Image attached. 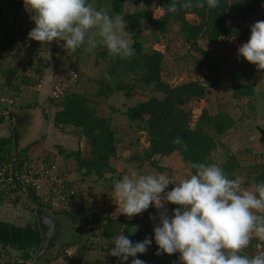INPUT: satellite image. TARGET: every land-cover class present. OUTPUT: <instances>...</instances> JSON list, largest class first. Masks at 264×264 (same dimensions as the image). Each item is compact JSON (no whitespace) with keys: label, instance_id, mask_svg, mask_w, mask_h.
<instances>
[{"label":"trees","instance_id":"trees-1","mask_svg":"<svg viewBox=\"0 0 264 264\" xmlns=\"http://www.w3.org/2000/svg\"><path fill=\"white\" fill-rule=\"evenodd\" d=\"M106 1L101 0L100 5ZM133 1L135 2V0ZM89 2L93 3V6L96 3L94 0H89ZM109 2L115 4L118 0H109ZM171 2L172 0H164L162 2V15L158 18H155L150 10L135 13L128 17V33L132 37V44L130 45L134 49L132 57L125 58V60L120 59V57H110L107 50L97 55V58H102L111 64L107 73L109 78H112L122 69L125 74L135 77L133 84L118 83L109 85L108 83L107 85V83L101 81L98 83V89L95 93V98L100 102L112 97L117 92L122 93L125 98H132L138 95L137 90H148L149 92L162 95V97L150 96L145 101L136 102L125 111L118 110V113L124 117L129 127L136 126L138 132L145 133L147 136L149 146L144 151L143 158L139 157V160L141 162H150L159 174H164L168 178L171 177V171L161 167L160 163L156 161L158 160L157 157L162 159L178 153L181 161L190 169L191 173L193 170L189 167L190 161L215 164L212 155L219 146L215 136L224 135L234 124L230 115L220 112L215 116H211L205 108L195 126L192 127L191 125L190 112L186 111L187 105L192 101L205 99L211 90L217 87L221 79L218 64L211 61V53L201 49L198 42L205 40L210 44H220L226 47L233 38L240 41L246 38L249 35V31L243 27L248 22V19L262 7L264 0H220V4L216 9H208L207 7L187 10L179 9L174 14H170L166 10ZM97 8L100 9V7ZM120 8L112 7L113 12L111 11V15L120 14ZM189 16L195 17L196 21L192 23L188 21ZM143 21H146L152 27L154 35L157 36L155 37L157 45L161 44L160 40L168 35L169 28L172 25H178L179 32L184 37L186 45L202 57L201 60L197 61V64L200 67H206L207 74L204 80L192 81L175 87L164 83L161 78L164 53L145 47L142 42L143 33L140 29ZM0 26L6 33L3 36L5 43L0 53L7 52L15 44H13V41L15 42L18 35L21 36L24 42L25 25L20 26L21 30H19V33L16 32L15 36L12 35L5 21H0ZM57 50L60 54H65L66 51L63 45ZM0 77L4 79L7 88L15 91L16 94L20 93L21 86L29 85L24 80L17 82V71L5 67L1 63ZM252 90L251 87H245L241 84V77L234 79V97H246L252 94ZM58 103H61L62 111L54 117L55 128L64 135L72 132L74 137L85 140L91 150L90 159H86L84 155L82 156L81 150L68 156L74 158L78 165L79 173H82L87 178H95L94 183L107 182L108 179H106L105 175H115L117 172L112 165V161L118 158L117 145L120 143L118 133L115 129L113 130L112 121L100 117L95 109L88 106L90 101L85 95L68 91ZM12 106L9 108H12V110L18 109L14 107V104ZM5 110L9 112V109ZM176 137H179L182 143L187 145L186 150H183L181 145L173 143ZM12 150L16 151L11 147ZM6 155L2 159L3 161ZM49 162L52 161L49 160ZM220 167L229 178L238 177L237 172L241 169L236 157L231 155L226 156ZM251 169L258 173L255 183L264 182V165H256L251 167ZM120 177L118 176L108 181L111 184V189L114 181ZM245 183L246 185H252L250 178L246 179ZM71 186L77 194V190L72 183ZM29 198L40 209L41 207H51L38 202V197L34 194H30ZM174 207V205H171L169 215H171ZM116 216L115 211H113L109 215L108 222L105 225H99L98 244H105V241L111 242L119 226H123L125 235L133 242L142 241L146 232L149 233V238L152 237L153 228L147 231L140 230L131 233L130 224L123 222V220L120 222V219L115 218ZM252 241L260 240L253 238ZM245 250L244 253L246 254ZM1 252L8 254L6 251ZM155 252L156 245L153 242L147 253L138 256V258L145 262L153 260L157 264H178L177 254L172 256L161 254L157 256L154 254ZM28 256L29 253H26L25 257ZM63 257L66 258L68 264L74 262L67 254L63 255ZM130 262L131 258L127 264H130Z\"/></svg>","mask_w":264,"mask_h":264},{"label":"clouds","instance_id":"clouds-1","mask_svg":"<svg viewBox=\"0 0 264 264\" xmlns=\"http://www.w3.org/2000/svg\"><path fill=\"white\" fill-rule=\"evenodd\" d=\"M34 27L28 39L42 46L61 41L63 48L75 52L103 46L110 57L134 55L124 39L127 27L122 16H109L89 0H24ZM220 0H172L170 14L179 9H216ZM239 57L264 70V20L250 28L247 42L237 50ZM174 144L187 149L179 137ZM193 170L187 178L173 184L164 174H142L133 170L113 183V196L120 214L128 218L153 207L160 211L152 237L133 242L123 229L111 241L108 255L118 264H145L139 259L154 242L155 255L179 254L180 264H264V252L244 253L252 237L264 241V182L244 188L239 177L229 178L214 164L189 162ZM169 184L174 186L170 191ZM174 205L171 215L165 205ZM131 233L138 229L131 228Z\"/></svg>","mask_w":264,"mask_h":264},{"label":"crops","instance_id":"crops-1","mask_svg":"<svg viewBox=\"0 0 264 264\" xmlns=\"http://www.w3.org/2000/svg\"><path fill=\"white\" fill-rule=\"evenodd\" d=\"M100 2L101 0L98 3L96 2L97 4H95L94 7H107L105 3L100 5ZM8 3L9 2L6 3V7H9V5H7ZM119 3H113L112 7H122L123 4L121 3V5H119ZM105 11L110 17L112 16V8L110 10L106 9ZM260 20H264V2L262 7H260L257 12L248 19V22L243 28H247L250 35L251 26ZM249 35L241 41L236 38L231 39L226 47L219 44H214L218 48V53L220 52L221 54H226V57L223 59L224 62H222L219 57L217 61H215V63H217L220 68L221 79L217 87L214 89L217 91L218 96H220L221 101L226 104L222 106L218 113H226L230 115L234 121L231 129L228 130L224 135L219 136V138H223V142L225 144L224 148L230 152L231 156H235V152H237L239 149H244L245 152L253 154H256L257 150L259 152V158H264V70H257L254 65L247 63L237 54L238 48L243 43L247 42ZM129 38L132 37L129 36ZM32 43L35 47L37 46L38 49H42L44 51L47 50L46 45L42 46L39 42L32 40L28 47L25 46L26 44H22L26 48L34 50L32 48ZM56 52L59 53L57 49ZM33 58L36 61L42 60V58H44V52L34 51ZM48 64L53 65L52 69H54L56 66L54 62H50ZM29 67L32 66L29 65ZM14 70L17 71V77H19L21 75L19 69ZM50 70L51 69L47 71L44 70L43 73L45 75L43 78L40 77V79H38L39 82L36 81L37 83L34 85H32L30 80L27 81L26 79L19 77L17 82H22L24 80L28 82L29 85L21 86L19 94H16L15 91L8 89L6 91L7 93L1 96L10 97L13 100L14 107H17L18 109L12 110V108H8L0 104V164L2 163L4 156L8 154L9 151H11V147L18 151L22 158L26 157L29 160L34 158L39 160L46 159L56 163L60 170L68 175L69 181L72 183V185L78 189H76L77 198H75L74 204L72 205L71 210L68 212L58 208L52 209L51 207H41V209L51 212L62 222L61 225H63V229H60L59 233L57 232L58 234L56 238L61 239L62 234L68 231L76 232L77 230V232H82L83 236L86 238L89 236V242L87 245H83L82 241L81 244L75 245L74 243L69 246L70 248L67 249L68 252H64L74 260V256H77L78 253L81 252V249H83V252L85 253V247H91L93 249L96 245H100V252L105 254L104 259L107 260V250L104 246V243L102 245L98 244V228L100 224L105 225L106 222H108L109 215H111L113 211H115V214L117 215L115 218L120 219V222L122 220L123 222H127L130 224L131 228L136 227L138 229L136 232L140 230L146 231L145 228L147 227L144 225V221H141L142 217H139V215L128 218L119 213L121 209L116 203L113 202V205H111L110 198L112 197H110V194H113L112 190L111 193L108 192V190H104L102 195H98L97 197L94 195L92 196L91 191L94 189L92 184L95 185V183L90 181L92 184H88L90 187L89 191L84 192V181L89 180L82 173H79L77 167L78 165L74 161V158L69 157V154L73 152H79L80 150L83 156V151L81 149V146H84L83 139L81 140L74 137L72 132L65 135L61 134L58 129L55 128L54 117L57 113L62 111V108L61 103L52 101L50 97V91L54 79L57 81L68 80L70 72L64 70L60 74L58 72L54 73L53 71L49 72ZM27 72L28 73H25L24 76L29 78L33 77L32 74H34V72L32 70H27ZM76 72L79 73L78 70ZM236 77H241V84L243 86H249L253 89L251 95L242 98L234 97L233 83ZM79 78L76 84L71 83V93L76 92L74 88L79 84ZM39 85L42 86L40 89L38 88ZM213 90H211L210 94L213 92ZM241 101L244 102L245 107L240 108V111L239 108L238 110H233L232 108L237 107ZM230 102L233 103L232 107H228ZM5 109H9V112H6ZM242 111L244 112L242 113ZM112 125L115 126L117 124L114 122ZM17 129H19V133L17 132ZM118 130L123 132L124 128H118ZM70 134L72 136H69ZM119 140L122 141L121 139ZM37 144L38 146H36ZM148 146L149 144L147 145L146 149ZM120 157L121 155L118 152L117 159ZM157 159L164 160L162 163L160 162L159 165L163 168H168L171 171V177L169 179L172 183H175L176 181L179 183L181 180L192 174L191 171L188 174L183 171L185 168H187V166L181 161L180 155L178 153H174L170 157L162 159L157 157ZM236 159L241 164V161H239L238 158ZM115 160L116 159L112 161L113 167H115ZM109 180L110 179H108V181ZM108 181L104 183H110ZM245 186L247 187L249 185H246L245 183ZM109 189H111V186ZM30 201L33 202L31 198ZM27 206L28 201L8 200L0 202V252L6 251L9 255H25L26 253L31 252L32 256L35 258V264L58 263L59 258L57 259L54 253L51 252L52 250L56 251L59 249L61 246L58 245L59 243H51V248L54 246L52 250L48 251L46 257L40 259V262H36L42 243V235L36 219V212L40 208L37 207L35 210H31L30 206ZM81 206L85 212L88 213L87 217L89 215L96 216L97 221L95 224L90 223L86 216L84 217L85 220H83L84 212L81 211ZM140 216H143V214H140ZM151 228H153V226ZM122 229V234L125 235L123 226H119L115 235H117ZM148 236L150 235L146 232L145 237ZM253 238L255 237H252V239ZM252 239L250 240V244L253 242ZM87 240L84 242L86 243ZM105 242L106 245L111 244V242ZM56 245L57 248H55ZM73 248H76L77 250L73 251ZM89 250L91 249H86V251ZM177 258L178 264H180L178 253ZM59 262L64 263L61 260ZM111 262L109 261V263ZM146 262L151 264L157 263L153 260H148Z\"/></svg>","mask_w":264,"mask_h":264},{"label":"rangeland","instance_id":"rangeland-1","mask_svg":"<svg viewBox=\"0 0 264 264\" xmlns=\"http://www.w3.org/2000/svg\"><path fill=\"white\" fill-rule=\"evenodd\" d=\"M95 2H99L100 0H94ZM120 1V3H119ZM118 3L122 5L120 8V16H122V19L126 24L128 25V17L132 14L139 13V12H146L148 10L152 11L153 16L155 18H158L162 15L161 13V5L164 0H119ZM9 2L7 5L9 7H6V3ZM95 3V4H97ZM107 7H100L104 10H110L112 8L113 3L109 2L107 0L106 2H103V4ZM102 4V5H103ZM112 4V5H111ZM126 5V7H125ZM22 12H28L27 5H25L24 0H0V21H5L9 27V30L12 32V35L15 36L16 32L19 33V30H21V25H24V21L21 17ZM116 15V14H115ZM114 15V16H115ZM188 21L195 22L196 18L193 16L188 17ZM1 27V26H0ZM141 32L143 33V43L145 44V47L148 49H153L156 51H161L164 53V60H163V71H162V81L164 83H167L173 87L186 84L192 81H203L206 77L207 71L206 67H200L197 64L198 60H201L202 57L195 53L191 48L186 45L184 37L179 32V26L178 25H172L169 28L168 35L163 37L159 43V45L155 42V36L152 27H150L146 21L142 22L141 26ZM126 33L124 35V39L128 40L130 44H132V38L131 35L128 33V26L125 29ZM6 34L1 28H0V51L1 48L4 46V39L3 36ZM15 42L13 41L12 47L4 53H0V63L4 65L5 67H9L11 69H19V72H21L20 78L26 79L27 81L30 80L32 85L36 84L38 79L40 77L43 78L45 75L43 73L44 70H49V72L53 71L54 73H60L62 71L72 72L78 70V74H80L79 78V84L77 87L74 88L76 91L75 93H79L80 95H85L88 97L91 108L95 109L96 113L102 117L106 118L109 121H112L111 123L117 124L112 125L113 130L118 133V139H121L119 145L117 148L119 149V154L121 157L119 159H116L115 162V169L116 174H106V179H113L118 176H123L126 174H129L131 171L136 170L139 171L142 174H153L157 175L158 171L152 167L151 163L148 161L141 162L139 160L140 158H143L144 151H146V147L148 145V140L146 134L138 133V130L136 129V126L129 127V124H127L124 117L118 113V110L125 111L128 107L133 106L138 101H145L150 96L156 95L159 97H162V95H158L157 93L149 92L148 90H137L138 95L133 96L132 98H125L122 93H116L112 97L106 99L105 101H97L95 98V93L98 89V83L103 81L105 83H109V85H115L118 83H125V84H133L134 76L130 74H125L123 70H119L112 78H109L107 76V73L111 67V64L107 61H105L102 58H97V55L99 53H102L105 48L103 46H98L96 49L89 51L87 49V46L77 49L75 52H71L66 50L65 54H59L56 52V49L59 48V46H62L63 43L59 40L51 42V44L46 45L47 50L44 51L42 49H38V47L34 46L32 43V49L26 48L25 43L23 42L21 36H16ZM24 43V45L22 44ZM198 45L201 49L209 51L211 53V61L215 62L217 61L218 57L221 59L222 62L224 57H226L225 53L221 54L218 53V48L214 44H210L205 40H200L198 42ZM220 45V44H219ZM53 50V51H52ZM34 51L35 52H44V58L42 60H34ZM122 60H125V58H120ZM127 59V58H126ZM54 62L56 64L55 68L52 69L53 65H50L48 63ZM31 65L32 67H29ZM28 66V67H27ZM38 67V68H37ZM27 70H32L34 74H32L33 77L29 78L24 76L25 73H28ZM18 77V78H19ZM39 82V81H38ZM72 88L70 87V90ZM8 90L7 86L5 85V81L2 77H0V97L3 96V94L7 93ZM234 94V92H233ZM13 96V95H12ZM262 100V98H261ZM262 102V101H260ZM237 107H233L232 109L235 110L242 107H245L244 102H239ZM224 104L221 101L220 96H218L217 91L214 89L213 92L207 96L205 99L201 101H192L187 105L186 111L190 112L189 116L191 117V125L192 127L195 126L196 122L199 120L202 111L206 108L207 111L211 116H215L222 106ZM233 103L230 102V105L228 107H232ZM244 111H242L243 113ZM241 113V112H240ZM118 128H124V131L121 132L118 130ZM17 132L19 133V129H17ZM73 135V134H72ZM71 134L69 136H72ZM214 135V134H213ZM215 136V135H214ZM216 141L220 145V147L213 153L212 159L215 162L216 165L220 166L226 158L225 151L223 147H225V144L223 142V138H219L218 136H215ZM82 140V139H81ZM84 146H81V149L83 151V155L86 157V159H90L91 157V150L85 140H83ZM38 146V144L36 145ZM222 146V147H221ZM39 148V147H38ZM256 150V148H255ZM256 154L245 152L244 149H239L237 152H235L236 158L241 161V169L237 172L238 177L241 179V185L244 188H251V185L245 186L246 179H251V184L255 183V178L258 176V173H255L251 167L256 165H264V158H259V152L256 150ZM237 153V154H236ZM159 163L163 162L164 160H156ZM113 162V163H114ZM165 164V163H164ZM168 169V168H166ZM183 171L186 172V174L190 173V169L185 168ZM188 177V176H187ZM95 178L91 179L88 178L89 181H84V192L89 191V186L92 181H94ZM91 181V182H90ZM97 183V184H96ZM95 185H93V191H91L92 196H98L102 195L104 193V190H108V192H112V189H109L111 184L110 183H104L102 182H96ZM173 184H178V181H176ZM173 184H169L168 189L166 191H170L171 188L174 186ZM77 189V188H75ZM78 190V189H77ZM80 190V188H79ZM113 193V192H112ZM110 203H116L113 197V194H110ZM77 198V194H76ZM16 208V207H14ZM24 208V206H23ZM81 211L84 212L83 214V220H85V216L87 217V212L83 209L81 206ZM23 211V210H22ZM89 211V210H87ZM34 212V211H33ZM143 216L141 218V221H144V225L147 227L145 230L147 231L152 226L154 227L155 224L158 223V217L155 215L153 207H149V209L142 213ZM63 220V219H62ZM150 237V236H148ZM88 239V240H87ZM62 244L59 247L58 250L52 251L51 253H54L56 258H59V261L61 260L64 263L59 262L56 264H68L66 258L63 257L66 253L64 251H67L72 244H82L87 245L89 242V236L86 238L83 236L82 232H71L68 231L64 234H62L61 239ZM87 240L85 243L84 241ZM73 242V243H72ZM70 243V244H69ZM107 252V260H105V254L100 252V245H96L95 248H86L85 247V253L84 250L81 249V252L78 253L77 256H74V262L72 264H118V261L116 258L111 257L108 255V252L111 248L110 245L104 244ZM76 247V246H75ZM86 249H91L89 251H86ZM73 251H76V248L72 249ZM56 253V254H55ZM54 260V259H53ZM56 261V262H57ZM109 261L111 263H109ZM145 264H151L148 262H145ZM157 264V263H155Z\"/></svg>","mask_w":264,"mask_h":264},{"label":"built area","instance_id":"built-area-1","mask_svg":"<svg viewBox=\"0 0 264 264\" xmlns=\"http://www.w3.org/2000/svg\"><path fill=\"white\" fill-rule=\"evenodd\" d=\"M21 17L25 25L24 42L29 45L28 32L34 27L31 21V14L22 12ZM79 74L76 71L69 73L68 80L57 81L54 79L50 91L51 100L59 102L66 92L70 91L71 83L76 84ZM42 86L39 85L40 89ZM0 104L11 107L14 103L10 97H0ZM30 194L38 197V202L58 208L63 211H70L76 192L71 186L68 175L61 171L54 162L46 159H27L22 158L18 151H11L0 164V202L15 200L28 201L31 210L37 208L36 203L30 201ZM27 206V207H28ZM170 213V204L165 205ZM154 213L159 218L160 211L155 208ZM87 220L95 224L97 218L95 215H89ZM246 254L253 256L264 252V241H253L245 250ZM0 264H35V258L29 252V256L23 254H5L0 252Z\"/></svg>","mask_w":264,"mask_h":264},{"label":"water","instance_id":"water-1","mask_svg":"<svg viewBox=\"0 0 264 264\" xmlns=\"http://www.w3.org/2000/svg\"><path fill=\"white\" fill-rule=\"evenodd\" d=\"M223 149L226 155H230V152L226 148L223 147ZM36 219L42 235L41 248L39 249L36 260V262H40V259L45 258L48 251L52 250L50 244L57 243L56 236L59 233L60 229H63V225H61L62 222L59 218L54 216L51 212L45 211L44 209H39L36 212ZM55 248H57V245L55 246Z\"/></svg>","mask_w":264,"mask_h":264},{"label":"flooded vegetation","instance_id":"flooded-vegetation-1","mask_svg":"<svg viewBox=\"0 0 264 264\" xmlns=\"http://www.w3.org/2000/svg\"><path fill=\"white\" fill-rule=\"evenodd\" d=\"M56 242L59 243L58 245H61L62 240H60V239H56ZM53 247H54V246H52V248H53Z\"/></svg>","mask_w":264,"mask_h":264}]
</instances>
